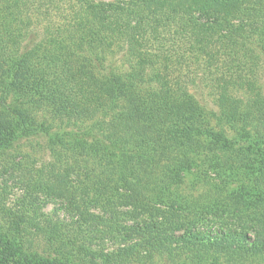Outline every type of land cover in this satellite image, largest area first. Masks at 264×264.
I'll return each instance as SVG.
<instances>
[{"label":"trees","instance_id":"16d2710c","mask_svg":"<svg viewBox=\"0 0 264 264\" xmlns=\"http://www.w3.org/2000/svg\"><path fill=\"white\" fill-rule=\"evenodd\" d=\"M263 60L264 0H0V186L26 191L21 212L0 191L10 264L264 259ZM38 137L45 160L22 151Z\"/></svg>","mask_w":264,"mask_h":264},{"label":"rangeland","instance_id":"374dc122","mask_svg":"<svg viewBox=\"0 0 264 264\" xmlns=\"http://www.w3.org/2000/svg\"><path fill=\"white\" fill-rule=\"evenodd\" d=\"M110 1V0H108ZM111 61H113L116 64V67L119 69L126 68L127 59L125 56L120 54H115L113 57L110 58ZM258 79L261 89H264V60L260 64V70L258 71ZM207 106L210 108H214L215 105L210 99L207 98ZM216 108V107H215ZM228 136L232 138L234 136V132L232 130L227 129ZM237 146L240 144V146H245L242 142L235 143ZM45 144L44 140L41 137H38L32 141H24L22 144V151L23 152H29L33 154L36 158L39 160H45L48 158V152L45 150ZM245 148V147H244ZM221 164L223 165L224 169L226 171H229V167L234 164V162H226L224 160L221 161ZM213 165L207 166L205 165V169L209 170L208 167H213ZM204 170L203 168H197L193 174H189L186 176V182L182 185L183 193L192 194L194 196H197V194H200L201 191L203 192L205 188H201L200 186H203L204 184H207L206 187L210 184V182L204 183V181L208 178L206 177L201 171ZM208 175H211L212 178L216 177L215 174H213L211 171H208ZM17 181H14V178L11 179L7 178V185L0 186V191H2V188L5 192L3 193L5 200L4 203L11 207L13 211L21 212L23 211V205H22V199L25 194V190L21 188ZM200 182V183H199ZM199 184V185H198ZM5 186V187H4ZM40 197V196H39ZM41 203H43L42 212H46L49 215H56V216H62V211L57 210V208L60 205L59 201L51 200L49 198H45L41 196V199L39 200ZM40 211V212H41ZM33 232H29V240H33V243L35 244L36 248L43 249L44 247H48L44 240L41 239L39 236H33ZM13 238V239H11ZM18 237L13 236L10 234L9 236H6L5 240L0 241L4 242L0 246V264H10L11 262H14V258L12 257L15 253V248L13 249L11 241H17ZM25 240V239H24ZM29 241V242H30ZM19 242V241H18ZM46 251V250H43ZM47 252V251H46ZM49 252V251H48ZM211 255V253H209ZM215 255V254H214ZM245 259V260H244ZM195 259H193L189 254H183L182 252H176L174 257H156L154 264H191L192 261L194 262ZM219 263L220 264H234V263H228V259L226 256L224 257L221 255ZM236 264H264V259L259 256L248 260V258H242L241 260H238Z\"/></svg>","mask_w":264,"mask_h":264}]
</instances>
